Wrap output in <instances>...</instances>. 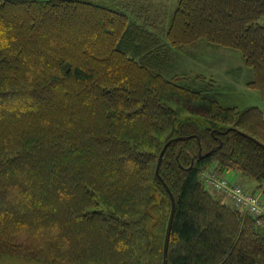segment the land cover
Wrapping results in <instances>:
<instances>
[{"label":"trees","instance_id":"obj_1","mask_svg":"<svg viewBox=\"0 0 264 264\" xmlns=\"http://www.w3.org/2000/svg\"><path fill=\"white\" fill-rule=\"evenodd\" d=\"M263 16L264 0H179L161 43L108 5L0 0V256L164 264L157 166L190 136L160 167L168 264H264V230L201 181L215 167L264 195V148L246 136L264 144L262 111L212 96L206 116L173 115L166 93L189 89L160 69L168 46L207 42L238 51L264 95Z\"/></svg>","mask_w":264,"mask_h":264},{"label":"rangeland","instance_id":"obj_2","mask_svg":"<svg viewBox=\"0 0 264 264\" xmlns=\"http://www.w3.org/2000/svg\"><path fill=\"white\" fill-rule=\"evenodd\" d=\"M85 1L92 3L103 2L108 4L109 7L126 12L131 22L143 25L145 29L155 34L156 42L161 43H166V33L170 26L172 15L179 3V0ZM149 4L151 6L148 7ZM165 51L168 55L164 57L165 62L160 67V69H163L162 72L165 78L170 79L174 84L180 85V87L189 89L188 92L173 89L166 93L164 102L170 105L173 115L185 117L191 111V113L198 114L200 112V114L206 116L211 107L210 99L213 96L223 107H234L240 111H245L250 107H258L264 117V95L261 88L253 86L257 82L256 74L252 68L244 63L238 51L216 47L207 42H202L200 47L187 50L168 46ZM115 62L119 63L120 61L115 59ZM204 91L212 93L204 98ZM195 118L198 119V117ZM215 165L217 164L212 166ZM225 176L230 181H238V176L233 172L225 173ZM239 178L241 179L239 182L247 187L250 184L248 185L246 181L255 184L253 185L254 187L250 186V189L260 186L248 178ZM210 193L220 203L230 208L235 207L224 195L213 191H210ZM160 211L156 209L154 213L157 222V215H161V213H158ZM260 228L264 230V223ZM161 234L162 231H159L158 236L160 238ZM155 237L157 235L153 236L151 234L150 243L154 241ZM2 251L0 264H70L67 259L62 258H59L56 263H44L24 254L7 253L4 247H2Z\"/></svg>","mask_w":264,"mask_h":264},{"label":"built area","instance_id":"obj_3","mask_svg":"<svg viewBox=\"0 0 264 264\" xmlns=\"http://www.w3.org/2000/svg\"><path fill=\"white\" fill-rule=\"evenodd\" d=\"M264 27V16L261 19ZM201 180L209 191L224 195L237 209L251 215L260 227L264 223L263 192H249L248 187L238 181H230L217 168H212L201 175Z\"/></svg>","mask_w":264,"mask_h":264},{"label":"water","instance_id":"obj_4","mask_svg":"<svg viewBox=\"0 0 264 264\" xmlns=\"http://www.w3.org/2000/svg\"><path fill=\"white\" fill-rule=\"evenodd\" d=\"M249 139L253 140L254 142H256L257 144H259L261 147L264 148V144L259 142L258 140H256L255 138L246 135ZM190 136H179L176 137L174 139H171L169 142L166 143V145L164 146L160 158H159V162H158V166H157V176L160 179L161 182H163V184L165 185L166 189L168 190L170 197H171V202H172V208H171V214L169 217V221H168V225H167V230H166V236H165V242H164V264H168V255H169V248H170V241H171V235H172V229H173V223H174V218H175V212H176V200L175 197L171 191V189L169 188V186L167 185V183L164 181V179L162 178V176L160 175V167H161V163L164 157V154L168 148V146L175 141H179V140H187L189 139ZM216 149H212L208 154H212ZM200 156H202V151H200Z\"/></svg>","mask_w":264,"mask_h":264},{"label":"crops","instance_id":"obj_5","mask_svg":"<svg viewBox=\"0 0 264 264\" xmlns=\"http://www.w3.org/2000/svg\"><path fill=\"white\" fill-rule=\"evenodd\" d=\"M96 4H104V5H108V4L103 3V2L96 3ZM145 6H146V5H145ZM149 6H151V4H149L148 7H149ZM145 16H146V15H145ZM146 17H148V16H146ZM230 173H231V172H230ZM233 173H235V172H233ZM235 174L238 176V182L241 181V179L239 178V177H241V176L238 175L237 173H235ZM246 182H247L248 185L250 184L249 187L255 185V184H253V183L250 182V181H246ZM249 187H248V189H249L248 191H249V192H254L253 190H255V191H259V190H257L258 187L254 188V189H250ZM253 187H254V186H253Z\"/></svg>","mask_w":264,"mask_h":264},{"label":"bare ground","instance_id":"obj_6","mask_svg":"<svg viewBox=\"0 0 264 264\" xmlns=\"http://www.w3.org/2000/svg\"><path fill=\"white\" fill-rule=\"evenodd\" d=\"M208 172V171H207ZM206 173V172H205ZM202 181V180H201Z\"/></svg>","mask_w":264,"mask_h":264}]
</instances>
